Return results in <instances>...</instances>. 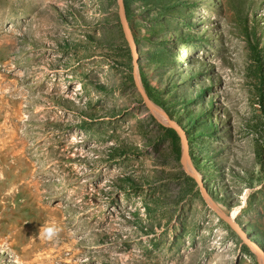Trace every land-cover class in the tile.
<instances>
[{
    "label": "rangeland",
    "instance_id": "rangeland-1",
    "mask_svg": "<svg viewBox=\"0 0 264 264\" xmlns=\"http://www.w3.org/2000/svg\"><path fill=\"white\" fill-rule=\"evenodd\" d=\"M17 263L264 264V0H0Z\"/></svg>",
    "mask_w": 264,
    "mask_h": 264
},
{
    "label": "clouds",
    "instance_id": "clouds-1",
    "mask_svg": "<svg viewBox=\"0 0 264 264\" xmlns=\"http://www.w3.org/2000/svg\"><path fill=\"white\" fill-rule=\"evenodd\" d=\"M60 229L56 225H41L39 236L45 240L52 241L58 234Z\"/></svg>",
    "mask_w": 264,
    "mask_h": 264
},
{
    "label": "trees",
    "instance_id": "trees-1",
    "mask_svg": "<svg viewBox=\"0 0 264 264\" xmlns=\"http://www.w3.org/2000/svg\"><path fill=\"white\" fill-rule=\"evenodd\" d=\"M257 59H258V61H259V65H260V66H263V60H262L260 54H258ZM143 79H144V80H143L144 86H145V88L147 89V92H148V94L150 95V97H152V96H153V89L149 86L147 80H145L144 77H143ZM152 98H153V97H152ZM154 101H155V100H154ZM155 102L158 103L157 101H155ZM170 131H172V130H170ZM172 132H173V131H172ZM173 133H174V132H173Z\"/></svg>",
    "mask_w": 264,
    "mask_h": 264
},
{
    "label": "bare ground",
    "instance_id": "bare-ground-1",
    "mask_svg": "<svg viewBox=\"0 0 264 264\" xmlns=\"http://www.w3.org/2000/svg\"><path fill=\"white\" fill-rule=\"evenodd\" d=\"M8 135H9V134H8ZM10 135H11V134H10ZM12 139H13V138H12ZM188 169H189V167H188ZM232 224H233V223H232ZM15 261H16V260H15ZM18 261H19V260H18ZM261 261H262V260H261ZM18 263H19V262H18ZM18 263H17V264H18ZM262 264H263V263H262Z\"/></svg>",
    "mask_w": 264,
    "mask_h": 264
},
{
    "label": "water",
    "instance_id": "water-1",
    "mask_svg": "<svg viewBox=\"0 0 264 264\" xmlns=\"http://www.w3.org/2000/svg\"><path fill=\"white\" fill-rule=\"evenodd\" d=\"M260 259V258H259ZM261 260V259H260Z\"/></svg>",
    "mask_w": 264,
    "mask_h": 264
}]
</instances>
